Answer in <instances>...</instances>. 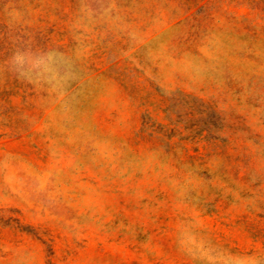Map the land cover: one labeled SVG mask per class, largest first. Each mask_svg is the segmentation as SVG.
I'll use <instances>...</instances> for the list:
<instances>
[{
	"label": "rangeland",
	"instance_id": "374dc122",
	"mask_svg": "<svg viewBox=\"0 0 264 264\" xmlns=\"http://www.w3.org/2000/svg\"><path fill=\"white\" fill-rule=\"evenodd\" d=\"M0 264H264V0H0Z\"/></svg>",
	"mask_w": 264,
	"mask_h": 264
}]
</instances>
